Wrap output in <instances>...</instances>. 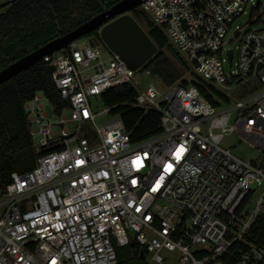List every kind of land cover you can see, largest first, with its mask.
<instances>
[{
    "label": "built area",
    "instance_id": "built-area-1",
    "mask_svg": "<svg viewBox=\"0 0 264 264\" xmlns=\"http://www.w3.org/2000/svg\"><path fill=\"white\" fill-rule=\"evenodd\" d=\"M261 6L142 0L136 8L228 100L216 105L180 82L141 88L150 72L131 70L95 37L44 57L60 106L41 91L24 104L38 157L0 189V264H119L116 249L131 243L149 264H264V245L247 240L264 218ZM124 84L136 91L130 107L159 113L160 134L131 143L115 108L94 111L93 100ZM104 114L111 118L97 125ZM229 135L257 156L221 147Z\"/></svg>",
    "mask_w": 264,
    "mask_h": 264
},
{
    "label": "trees",
    "instance_id": "trees-1",
    "mask_svg": "<svg viewBox=\"0 0 264 264\" xmlns=\"http://www.w3.org/2000/svg\"><path fill=\"white\" fill-rule=\"evenodd\" d=\"M2 1V0H0ZM108 7L101 0H11L0 6V71L9 65L61 37ZM131 16L142 27L157 47V53L142 67L161 82L171 86L180 82L194 86L208 102L216 105L215 98L228 101L212 85L197 76L191 66L167 41L161 29L155 27L138 10ZM87 37L99 40L98 32ZM188 73L190 80L182 79ZM52 68L43 59L0 86V189L13 173H24L34 168L38 154L32 148L30 127L24 104L39 91L54 106H60L57 91L51 82ZM136 96L135 89L124 84L102 93L98 99L105 108H115L111 114L119 115L131 143H139L161 133L159 113L130 107ZM257 246L264 245V218L257 221L247 238ZM128 249L129 260L120 252ZM140 248L131 243L117 249L119 264L129 261L140 263Z\"/></svg>",
    "mask_w": 264,
    "mask_h": 264
},
{
    "label": "water",
    "instance_id": "water-1",
    "mask_svg": "<svg viewBox=\"0 0 264 264\" xmlns=\"http://www.w3.org/2000/svg\"><path fill=\"white\" fill-rule=\"evenodd\" d=\"M108 8L73 31L56 38L0 71V86L39 63L44 57L65 49L71 43L98 32L104 46L131 70L143 67L156 53L157 47L131 16L142 0H101ZM258 3V0H257ZM91 46L96 40L89 41ZM140 260H144L141 252Z\"/></svg>",
    "mask_w": 264,
    "mask_h": 264
},
{
    "label": "rangeland",
    "instance_id": "rangeland-1",
    "mask_svg": "<svg viewBox=\"0 0 264 264\" xmlns=\"http://www.w3.org/2000/svg\"><path fill=\"white\" fill-rule=\"evenodd\" d=\"M9 1H11V0H2V1H0V6L4 5L6 2H9ZM260 2H261L262 6H261V9L259 10V13L261 14V19L264 22V0H260ZM250 14H251V7L248 8L246 15H243L237 21V25L239 27H241V28H244L246 26L247 22L250 19ZM142 29L145 30L143 26H142ZM86 40H87V37H84V38H82V39H80L78 41L81 44L82 42H86ZM100 45L103 46L104 44L101 42ZM226 71L228 72V67H226ZM182 79L190 80L189 74L183 72ZM140 80H141V88L142 87L146 88L148 86H154L157 89H162L161 82L156 77L141 76ZM92 106H93L94 111L97 112V113H101L105 109V107L100 103V101L98 99L93 100V105ZM110 118H111L110 115H107V114L101 115V116H99L96 119V124L100 125L103 122L109 120ZM220 146L223 147V148H226V149H230L231 152L235 156H237V157H239V158H241L243 160H246V161H248L250 159H254L257 156V153L254 150L250 149L248 146H246L244 144H238V140H237L235 135L226 136L221 141V145ZM255 203H256V201L253 200L248 205V212H251L254 209ZM117 249H119V248H117ZM120 252L123 254L124 259L129 260L131 258V253L129 252L128 249H123ZM146 259H147L146 263L143 260H141L140 263H135L133 261H129L128 264H149V262H148L149 258H146Z\"/></svg>",
    "mask_w": 264,
    "mask_h": 264
},
{
    "label": "snow or ice",
    "instance_id": "snow-or-ice-1",
    "mask_svg": "<svg viewBox=\"0 0 264 264\" xmlns=\"http://www.w3.org/2000/svg\"><path fill=\"white\" fill-rule=\"evenodd\" d=\"M183 151H184V150H183V149H181L179 154H182V152H183ZM179 154H178V158H179Z\"/></svg>",
    "mask_w": 264,
    "mask_h": 264
}]
</instances>
